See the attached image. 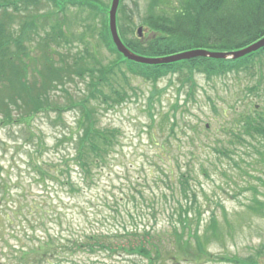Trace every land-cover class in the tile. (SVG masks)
<instances>
[{
  "label": "rangeland",
  "instance_id": "1",
  "mask_svg": "<svg viewBox=\"0 0 264 264\" xmlns=\"http://www.w3.org/2000/svg\"><path fill=\"white\" fill-rule=\"evenodd\" d=\"M15 1L22 11L14 16L12 27L19 30L20 25L30 26L25 53L29 52L27 63L33 75L44 61L37 40L42 45V38L48 36L52 42L49 56L58 64L72 62L77 50L84 53L86 49L98 65H112L118 60L116 52L99 42L98 35L88 32L80 10L67 11L69 24L64 30L72 41L67 44L60 39L62 45L56 46L54 38L60 36L55 37L51 28L55 24L54 6L46 4L38 11L25 7L28 0ZM122 4L123 12L129 13L121 21L127 36L148 39L149 28L143 22L148 14L147 0H124ZM23 13L28 18H19ZM138 28H142L141 36ZM10 46L15 49L13 43ZM123 70V74L116 72L105 90H126L128 98L115 106L90 104V108H97L95 128L120 130L119 141L108 156L91 165L90 177L82 174L75 158L76 137H70L71 128H78L80 113L70 108L71 99L91 94L90 77L72 75L65 86L48 87L49 95L42 99L50 106H63L62 113L50 110L31 118L32 112L21 105L13 108L9 124H0V226L7 215L14 220L6 227V234L0 231V264H14L15 249L22 242H37L36 237L29 240L25 236L33 228L39 237L48 233L75 240L87 234L96 236L88 240L91 245L98 236L122 245L134 239L131 233L135 231L140 236L144 231L162 235L172 228L177 200L187 201L179 190L182 173L192 175L191 193L195 191V206L202 212L200 232L213 214L220 220L218 239L208 243L209 251L218 259L196 263L168 259L162 264H264V136L242 132L243 128L263 124L264 54L249 70L212 77L197 73L191 81L182 74L155 80L132 74L126 67ZM12 92L1 81L0 95L10 101L12 96L7 93ZM17 110L23 113L17 114ZM21 114L25 119L18 123ZM1 183L8 184L10 195L2 192ZM255 196L258 205L253 202ZM88 246L70 256L72 263H62L61 255L52 261L147 264L139 254L129 255L124 250L117 254L91 252ZM223 256H235L240 263L219 259Z\"/></svg>",
  "mask_w": 264,
  "mask_h": 264
},
{
  "label": "trees",
  "instance_id": "2",
  "mask_svg": "<svg viewBox=\"0 0 264 264\" xmlns=\"http://www.w3.org/2000/svg\"><path fill=\"white\" fill-rule=\"evenodd\" d=\"M123 1L120 0L118 9V31L125 45L139 55L163 57L194 49L230 52L249 46L264 37V0H147L145 12L148 14L143 18V22L149 28V38L144 40L138 37L129 38L126 30L122 27L121 21L126 18L125 15L129 14L126 10L123 12ZM111 2L112 0H28V4L25 5L27 9L36 7L38 10L46 4L54 6L52 15L55 16V24L51 28L55 37L60 36L54 38L56 46L62 45L60 39H63V42L67 44L72 41L68 38L64 28L69 24L66 18L67 11L70 8H76L82 12V15H85L81 20L88 27V32L98 35L99 42L118 55V60L114 64L101 66L96 63L95 56L88 49L84 53L77 50L71 56L72 62L62 61L61 64H58L53 56H49L52 51V42H50L51 37L48 36V39L47 37L42 38V45L41 40H37L38 44L42 46L44 61L40 68L37 65L36 70L34 69L35 75L31 73L27 63L29 52L25 53V38L30 26L23 28L24 26L20 25L19 30L12 27V22H16L14 16L21 13L22 8L17 6L15 0L0 2V83L1 81L4 85L6 83L8 91L13 90L12 95L9 94L10 92L7 93L12 96L10 101L0 95V124H9L13 108L18 109L21 105L32 112V114L29 113L32 115L31 118L39 112L50 110L58 114L62 113L63 106L61 108L50 106L42 99L45 94L49 95L48 87L53 89L56 85L65 86L68 80L73 79L72 75H76L78 78L90 77L91 94L84 95L81 99H71L70 103L71 109L76 108L80 112L78 128H71L70 137L73 139L76 137L75 158L80 164L81 172L85 178L92 176L91 165L104 160L111 148L119 141V129L95 128L97 108H90L92 101L98 107L104 106V104L108 107L118 105L115 103L121 104L128 98L126 90L118 88H112L110 92L105 90L109 80L116 75L117 71L123 74V67H126L132 74L155 80L167 74H182L188 77H185L187 81H191L197 73L212 77L218 74L249 70L254 68L255 63L264 54V48H262L236 60L197 57L157 65L132 61L117 50L110 34L109 10ZM24 14L19 18H28V15ZM15 30H18V33ZM84 35L80 38H83ZM12 43L15 45L14 50L10 46ZM14 88L16 94H14ZM16 112L17 114L23 113L21 110ZM24 119L21 114L20 120L16 121L19 123ZM262 120L263 124H257L255 128H243L242 132L252 137L264 136V119ZM238 131L241 133L240 128ZM191 179L192 175L187 173H182L179 177V190L187 201L184 204L179 199L177 200L171 215L172 228L165 230L162 235L144 231L140 236L135 231V233H131L134 239L122 245H115L118 241L113 242L109 238L98 236L94 245H91L88 240H93L96 236L88 237L87 234L75 240L61 239L58 238L59 236L56 238L48 233L39 237L37 229L33 228L26 231L25 236L29 240L36 237L37 242L33 243L34 240L27 244L22 242L19 248L15 249L13 263L40 264L46 262L54 264L52 260L56 255L63 256L62 263H72L74 260L70 256H74L75 253L88 245L91 252L108 250L111 254H117L118 250H124L129 255L139 254L147 260V264H162L168 259L177 263L184 260L194 263L217 260V256L209 251L208 243L212 239H218L220 220L213 214L203 232H200L202 212L195 206L197 195L195 191L191 193L193 191L190 184ZM1 185L2 192L10 195L8 184L1 183ZM79 186L76 188L80 189L81 186ZM189 194H192L193 197ZM253 202L258 205L257 196L253 198ZM261 210L264 211V204L261 205ZM192 211L194 214L191 215ZM20 213L17 210V214ZM13 221L9 215L5 216L0 231L6 234V227L8 224L12 225ZM81 238L88 239L82 241ZM19 239L22 241L20 237ZM257 257H251V259L257 260ZM219 259L230 260L233 258L232 256H223ZM58 260L62 261V259ZM233 260L240 263L235 256ZM256 263L257 261H254L250 264Z\"/></svg>",
  "mask_w": 264,
  "mask_h": 264
},
{
  "label": "water",
  "instance_id": "3",
  "mask_svg": "<svg viewBox=\"0 0 264 264\" xmlns=\"http://www.w3.org/2000/svg\"><path fill=\"white\" fill-rule=\"evenodd\" d=\"M120 5V0H112L111 8L109 10V26L110 32L113 38V41L120 53H122L127 59H130L135 62L148 64V65H157V64H169L172 62H177L181 60H189L197 57H208L214 59H239L249 55L253 52L264 48V37L256 41L249 46L243 47L239 50L230 51V52H218V51H209L205 49H194L186 50L176 54L164 56V57H147L139 55L131 51L121 39L118 27H117V13ZM140 36L142 35V28H138Z\"/></svg>",
  "mask_w": 264,
  "mask_h": 264
}]
</instances>
